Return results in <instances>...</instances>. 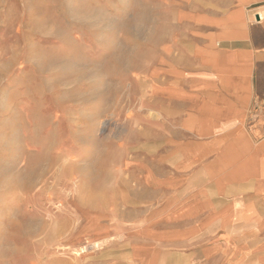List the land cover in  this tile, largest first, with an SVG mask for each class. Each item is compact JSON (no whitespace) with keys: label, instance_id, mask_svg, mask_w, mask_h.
<instances>
[{"label":"rangeland","instance_id":"rangeland-1","mask_svg":"<svg viewBox=\"0 0 264 264\" xmlns=\"http://www.w3.org/2000/svg\"><path fill=\"white\" fill-rule=\"evenodd\" d=\"M167 1L0 0V264H160L167 205L216 173L149 97H182Z\"/></svg>","mask_w":264,"mask_h":264},{"label":"crops","instance_id":"crops-1","mask_svg":"<svg viewBox=\"0 0 264 264\" xmlns=\"http://www.w3.org/2000/svg\"><path fill=\"white\" fill-rule=\"evenodd\" d=\"M167 4L175 51L161 61L159 86L182 97H149L216 173L167 205L160 264H264V0Z\"/></svg>","mask_w":264,"mask_h":264},{"label":"bare ground","instance_id":"bare-ground-1","mask_svg":"<svg viewBox=\"0 0 264 264\" xmlns=\"http://www.w3.org/2000/svg\"><path fill=\"white\" fill-rule=\"evenodd\" d=\"M159 117H160V115H159ZM162 117V116H161ZM108 126H109V123H107V122H103V123H101L100 124V128H99V131H100V133H105L106 131H107V129H108ZM99 245H100V243L99 242H94V244H93V247L94 248H98L99 247ZM92 247V246H91ZM85 249V248H84Z\"/></svg>","mask_w":264,"mask_h":264}]
</instances>
